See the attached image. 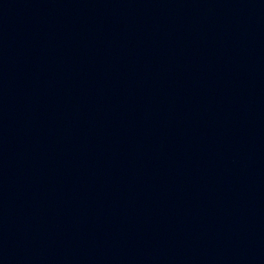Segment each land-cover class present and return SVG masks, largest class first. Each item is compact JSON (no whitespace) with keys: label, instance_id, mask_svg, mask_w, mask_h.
Returning <instances> with one entry per match:
<instances>
[{"label":"water","instance_id":"95a60500","mask_svg":"<svg viewBox=\"0 0 264 264\" xmlns=\"http://www.w3.org/2000/svg\"><path fill=\"white\" fill-rule=\"evenodd\" d=\"M0 264H264V0H0Z\"/></svg>","mask_w":264,"mask_h":264}]
</instances>
